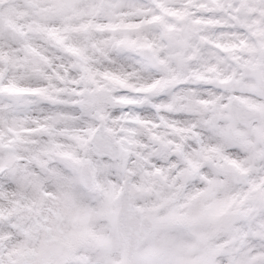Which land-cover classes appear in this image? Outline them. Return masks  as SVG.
<instances>
[{
    "label": "snow or ice",
    "instance_id": "obj_1",
    "mask_svg": "<svg viewBox=\"0 0 264 264\" xmlns=\"http://www.w3.org/2000/svg\"><path fill=\"white\" fill-rule=\"evenodd\" d=\"M0 264H264V0H0Z\"/></svg>",
    "mask_w": 264,
    "mask_h": 264
}]
</instances>
